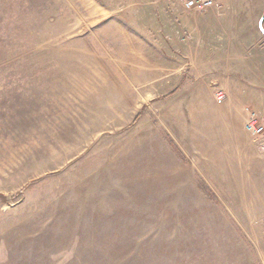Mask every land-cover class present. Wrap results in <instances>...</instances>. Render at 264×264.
Returning a JSON list of instances; mask_svg holds the SVG:
<instances>
[{
  "label": "rangeland",
  "instance_id": "1",
  "mask_svg": "<svg viewBox=\"0 0 264 264\" xmlns=\"http://www.w3.org/2000/svg\"><path fill=\"white\" fill-rule=\"evenodd\" d=\"M263 11L0 0V264H264Z\"/></svg>",
  "mask_w": 264,
  "mask_h": 264
},
{
  "label": "built area",
  "instance_id": "2",
  "mask_svg": "<svg viewBox=\"0 0 264 264\" xmlns=\"http://www.w3.org/2000/svg\"><path fill=\"white\" fill-rule=\"evenodd\" d=\"M223 0H181L182 8L187 12H203L217 8ZM225 92L222 89L216 88L214 98L217 102L225 99ZM249 118L246 122L247 131L253 135L260 137L264 134V126L259 124L253 113L248 114Z\"/></svg>",
  "mask_w": 264,
  "mask_h": 264
},
{
  "label": "crops",
  "instance_id": "3",
  "mask_svg": "<svg viewBox=\"0 0 264 264\" xmlns=\"http://www.w3.org/2000/svg\"><path fill=\"white\" fill-rule=\"evenodd\" d=\"M184 19L182 18L181 19V21H183ZM190 38L192 39V41L194 40V41H198V40H201L202 39V41H204V39H205V36H203V38H201V39H199V37H198V35L197 34H193L192 36H190ZM200 57V56H199ZM204 59H200L201 60V62L202 63H204V66H212L213 64H215L216 63V61H214L215 60V58H213V56L212 55H204ZM209 71V70H208ZM222 84V89L224 90V92L226 93V94H228V100H230L231 99V97H229V94H230V81H228V82H223V83H221ZM212 93V92H211ZM213 95V94H212ZM244 118H245V116H242V118H241V120L243 121L244 120ZM228 133H229V136H234L235 134H234V132L231 130V131H227ZM227 153H228V155H230L229 154V151H227Z\"/></svg>",
  "mask_w": 264,
  "mask_h": 264
},
{
  "label": "water",
  "instance_id": "4",
  "mask_svg": "<svg viewBox=\"0 0 264 264\" xmlns=\"http://www.w3.org/2000/svg\"><path fill=\"white\" fill-rule=\"evenodd\" d=\"M263 19H264V11L262 12V14H261V16H260V18L258 20V29L261 32V34L264 36V29L262 27V21H263Z\"/></svg>",
  "mask_w": 264,
  "mask_h": 264
},
{
  "label": "trees",
  "instance_id": "5",
  "mask_svg": "<svg viewBox=\"0 0 264 264\" xmlns=\"http://www.w3.org/2000/svg\"><path fill=\"white\" fill-rule=\"evenodd\" d=\"M262 27H263V29H264V19H263V21H262Z\"/></svg>",
  "mask_w": 264,
  "mask_h": 264
}]
</instances>
